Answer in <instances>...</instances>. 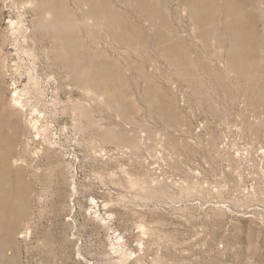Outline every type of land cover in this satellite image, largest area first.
Wrapping results in <instances>:
<instances>
[{
	"label": "rangeland",
	"instance_id": "1",
	"mask_svg": "<svg viewBox=\"0 0 264 264\" xmlns=\"http://www.w3.org/2000/svg\"><path fill=\"white\" fill-rule=\"evenodd\" d=\"M0 136V264H264V0H0Z\"/></svg>",
	"mask_w": 264,
	"mask_h": 264
},
{
	"label": "bare ground",
	"instance_id": "2",
	"mask_svg": "<svg viewBox=\"0 0 264 264\" xmlns=\"http://www.w3.org/2000/svg\"><path fill=\"white\" fill-rule=\"evenodd\" d=\"M17 100H18V99H17ZM20 106H21V105H20ZM3 138H4V137L0 136V146H1V147H3V145L6 144V142H5V140H4L5 138H4V139H3ZM4 156H5V155H2V154H1V155H0V160L3 159ZM6 158H7V160H8V155H7ZM1 168H5V167L2 166Z\"/></svg>",
	"mask_w": 264,
	"mask_h": 264
}]
</instances>
